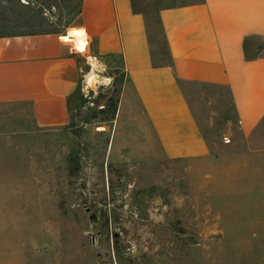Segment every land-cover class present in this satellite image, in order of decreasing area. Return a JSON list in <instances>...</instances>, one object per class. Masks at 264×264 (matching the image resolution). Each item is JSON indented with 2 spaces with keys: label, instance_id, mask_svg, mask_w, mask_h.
<instances>
[{
  "label": "rangeland",
  "instance_id": "374dc122",
  "mask_svg": "<svg viewBox=\"0 0 264 264\" xmlns=\"http://www.w3.org/2000/svg\"><path fill=\"white\" fill-rule=\"evenodd\" d=\"M55 1L40 0L41 10L37 0H0V22L25 33L39 28L25 21L38 15L66 35L81 24L82 16H68L78 0ZM197 1L134 0L157 61L169 64L157 12ZM73 52L85 83L68 128L39 129L30 106H0V264H264V156L246 150L233 111L216 107L219 91L186 86L190 99L203 97L195 110L209 158L142 159L140 107L118 127L117 116L108 122L99 113L105 102L96 103L122 90L120 56H99L103 64L91 60V70Z\"/></svg>",
  "mask_w": 264,
  "mask_h": 264
},
{
  "label": "crops",
  "instance_id": "0c3cea01",
  "mask_svg": "<svg viewBox=\"0 0 264 264\" xmlns=\"http://www.w3.org/2000/svg\"><path fill=\"white\" fill-rule=\"evenodd\" d=\"M157 19L169 64L156 60L148 18L134 0H83L81 24L66 30L64 44L59 28L60 33L0 37V106H30L39 129L68 128L72 99L85 83L70 51L76 38L68 30L83 26L95 54L122 59L117 125L133 122L134 105L140 107L137 132L146 144L140 158L210 157L195 110L203 97L190 99L187 85L218 90L216 107L233 111L246 150L264 156V0H199L163 8Z\"/></svg>",
  "mask_w": 264,
  "mask_h": 264
},
{
  "label": "trees",
  "instance_id": "16d2710c",
  "mask_svg": "<svg viewBox=\"0 0 264 264\" xmlns=\"http://www.w3.org/2000/svg\"><path fill=\"white\" fill-rule=\"evenodd\" d=\"M38 2V6H40L41 10H46V7L43 6L42 4H40V0H37ZM51 6L57 7L56 5V1L55 0H46ZM82 11H83V0H78L77 5L74 8V14L71 15L69 14V17H76L79 18L82 16ZM43 14H45V12H42ZM42 14V15H43ZM38 15H33L31 18L25 19V21H38L40 22V25H38V29L36 30L35 27H37L36 25H33L32 28L33 30L30 32H25V33H8L6 30V28H4L3 21L0 22V37H11V36H17V35H26V34H48V33H60L59 29L56 26H49V20L46 17L42 16V20L40 21ZM69 26L72 24L71 22L67 23ZM121 58V57H120ZM122 62V59H121ZM123 69V67H122ZM123 83H124V73H123ZM123 88V86H122ZM79 93V92H78ZM77 93V94H78ZM76 94V95H77ZM121 94H122V90H115L114 91V95L110 96L109 93L102 96V98L98 99L96 101L97 104L100 103V101L102 100V102H105L104 108L101 109V111L99 112L102 116V118L105 121L108 122H113L116 119L117 113H118V108H119V104H120V99H121ZM75 95V96H76ZM91 97V95H90ZM81 103H86L88 100L84 99L83 95H81ZM96 118V117H95ZM70 120H72V116L70 115Z\"/></svg>",
  "mask_w": 264,
  "mask_h": 264
},
{
  "label": "clouds",
  "instance_id": "9594fccd",
  "mask_svg": "<svg viewBox=\"0 0 264 264\" xmlns=\"http://www.w3.org/2000/svg\"><path fill=\"white\" fill-rule=\"evenodd\" d=\"M68 34L75 37V47L74 49H71V51H76L79 52L81 54H83L84 52L87 51L88 46H89V40L90 37L87 34V29L84 28L83 26H80L78 28H74V29H69L68 30ZM62 42H65L64 40H62ZM89 60H96L97 63L103 64V61H100L98 57H89ZM106 67V65H105ZM109 79L107 80L109 82V84H111V82L113 81V78L108 76ZM91 83V81H87V86ZM83 91V88H82Z\"/></svg>",
  "mask_w": 264,
  "mask_h": 264
},
{
  "label": "built area",
  "instance_id": "2783aa9c",
  "mask_svg": "<svg viewBox=\"0 0 264 264\" xmlns=\"http://www.w3.org/2000/svg\"><path fill=\"white\" fill-rule=\"evenodd\" d=\"M55 25H56L58 28H61V27L57 24L56 21H55ZM63 36H65V35H61V37H60V42H61L62 44H64V43L62 42V37H63ZM82 56L86 58L87 63L90 65L91 70H93V64H92V61L89 60V57H98V58H99V56H92V55L90 54L89 46H88L87 51L84 52V53L82 54ZM99 60H100V58H99ZM100 61H101V60H100ZM96 62H97V61H96Z\"/></svg>",
  "mask_w": 264,
  "mask_h": 264
},
{
  "label": "bare ground",
  "instance_id": "6f19581e",
  "mask_svg": "<svg viewBox=\"0 0 264 264\" xmlns=\"http://www.w3.org/2000/svg\"><path fill=\"white\" fill-rule=\"evenodd\" d=\"M86 79H87V81H89V80H88V77H86ZM89 85H90V84H89Z\"/></svg>",
  "mask_w": 264,
  "mask_h": 264
},
{
  "label": "water",
  "instance_id": "95a60500",
  "mask_svg": "<svg viewBox=\"0 0 264 264\" xmlns=\"http://www.w3.org/2000/svg\"><path fill=\"white\" fill-rule=\"evenodd\" d=\"M88 212H90V209H88ZM92 218H93V217H92ZM92 218H91V219H92Z\"/></svg>",
  "mask_w": 264,
  "mask_h": 264
}]
</instances>
